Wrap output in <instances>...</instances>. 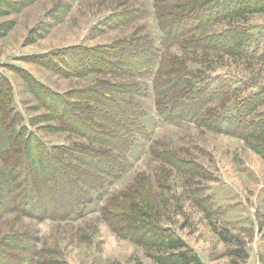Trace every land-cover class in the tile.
<instances>
[{
  "label": "rangeland",
  "instance_id": "374dc122",
  "mask_svg": "<svg viewBox=\"0 0 264 264\" xmlns=\"http://www.w3.org/2000/svg\"><path fill=\"white\" fill-rule=\"evenodd\" d=\"M98 49L119 54L81 56L77 73L63 54ZM0 87L23 139L56 158L45 170L68 162L102 186L72 217L23 215L4 194L0 264H264V0H0ZM46 91L71 111L103 95L88 124L126 155L68 130Z\"/></svg>",
  "mask_w": 264,
  "mask_h": 264
},
{
  "label": "trees",
  "instance_id": "16d2710c",
  "mask_svg": "<svg viewBox=\"0 0 264 264\" xmlns=\"http://www.w3.org/2000/svg\"><path fill=\"white\" fill-rule=\"evenodd\" d=\"M164 40L166 41L165 35ZM89 52L90 50H85L75 52L74 54H71L70 52H65L63 54L70 56L71 63L68 65L73 69L77 68L78 63L81 61L82 57H88L91 65H98L99 60L97 58V55L99 53L103 52L104 54H108L109 56L119 54L118 51H109L107 53L106 50L100 49H98L97 53H92L91 51V54ZM78 53H81L82 55L79 56ZM104 67L105 68H103L102 70L113 71V66L111 64H106ZM74 71L75 73L78 72L77 69H74ZM4 86L6 87V90L8 92L7 85L4 84ZM3 91H5L4 87ZM46 92H48L47 94L52 97L53 101L50 100L49 97H45V100L43 101V104L45 106H49L52 110L58 111V108L61 109V106L59 105L63 104L66 111H71L70 107L68 106V102L62 99L60 95L51 91ZM199 93L200 95L202 94L200 91ZM81 96H83V98L76 104H79L78 108H80V103H82L83 110L81 112H83L84 118L81 117L79 113L74 112L77 109L76 104L74 105V108L70 112V114H66V112H60V119L67 121L65 122L66 128L68 130L71 129L80 131V133L84 134V136L87 135L93 140H98L99 144L104 145L105 147L108 146L109 148L114 150H120V153L126 155V151L129 146H127V143L125 141L120 143L116 139L111 137L101 138L102 135H99L98 132H96L88 124V122L90 121L89 118L94 111L99 112L101 110L103 111L106 108V98L101 97L103 95L98 97H85L87 95L83 94ZM54 97L58 99L57 102H55ZM4 108L5 102L1 99L0 157L2 159V172L5 179L0 180V208L4 209L8 206L5 203L4 198H2V196L6 194L5 197L12 203L11 208L13 209V211L19 212L26 216H31L37 219H44L46 217H51L52 210H54V213H59V215H65L68 217L78 215L80 212H82L83 207L88 203V201L92 199L88 197L89 193L97 191L102 186H99V183L97 185L95 183L89 186L85 184L87 180H77L79 179L78 172L80 171H77L75 166L65 161L68 156L72 159H74L75 157H77V159H81L76 155V153H73L72 150L66 149L64 151L66 156L61 160H63V162H66L65 167L59 170H45V167L48 166L47 162L53 159L56 160L52 153H50V148H47L44 144V141L34 136V134H29L26 136V139H23L24 132L22 130H17L16 128L17 119L14 116L12 117L5 114ZM121 111L122 109L120 108L112 110L115 115H117V113H120ZM105 112L107 113V111ZM106 113L102 118L103 124L113 125L115 126V128H118L117 125H119V122L122 120H117L118 118H116V116H113V113L111 116L107 117ZM134 113L135 112H132L131 114L135 115ZM124 116L128 117L129 115H125L124 113ZM131 117L134 118L135 116L131 115ZM8 134L10 136H6ZM110 135H114L115 138L120 137L119 133L116 131L115 133H112ZM86 165L90 167V169L95 171L99 169L96 162L91 159L86 160ZM61 170L63 171V173L61 172ZM73 171H77L76 175L73 174ZM106 175L108 176V173ZM61 185L65 187L66 190L59 193V188H61ZM96 186L99 187L96 188ZM59 196L62 198L65 197L67 198V200L64 201V203L60 202L58 205L54 206L53 209H51L49 203L51 202L50 199L53 198L54 201L60 199Z\"/></svg>",
  "mask_w": 264,
  "mask_h": 264
}]
</instances>
